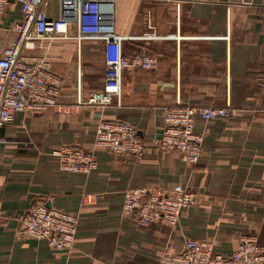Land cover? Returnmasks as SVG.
Wrapping results in <instances>:
<instances>
[{"label":"crops","instance_id":"obj_1","mask_svg":"<svg viewBox=\"0 0 264 264\" xmlns=\"http://www.w3.org/2000/svg\"><path fill=\"white\" fill-rule=\"evenodd\" d=\"M47 11L57 18L58 1ZM113 11L126 55L159 58L155 69H125L120 104L103 109L106 118L137 127L145 152L136 157L95 146L102 109L86 102L103 88L104 42L55 41L47 58L64 79L59 102L72 112H19L12 123L0 124V139L11 142L0 143V264H157L165 249L182 251L189 239L212 241L226 258L244 236L264 247V0H113ZM22 18L21 3L10 0L0 20V55ZM77 31L73 24L70 32ZM41 52L23 49L27 56ZM179 102L234 110L211 121L196 116L194 131L204 141L194 166L158 142L162 108ZM29 139L37 147L16 144ZM64 144L94 149L97 170L63 171L51 151ZM179 183L197 199L176 227L124 219L126 189ZM85 195L93 196L83 204ZM37 202L80 213L71 249L23 235L22 216Z\"/></svg>","mask_w":264,"mask_h":264},{"label":"built area","instance_id":"obj_2","mask_svg":"<svg viewBox=\"0 0 264 264\" xmlns=\"http://www.w3.org/2000/svg\"><path fill=\"white\" fill-rule=\"evenodd\" d=\"M10 0H0V20ZM21 3L23 18L14 29L16 37L0 55V124L12 123L19 112L34 114L49 108L69 115L72 106L59 102L64 79L53 70L47 58L51 45L58 40L86 39L104 42V84L86 102L98 105L95 146L136 157L143 156L145 145L137 127L126 120L109 119L103 109L117 102L122 95V77L127 68L155 69L159 64L156 55L139 52L127 56L125 37L116 32L113 0H57L58 17L48 15L52 0H15ZM77 26V34L70 28ZM26 46L39 48L38 55H25ZM78 103L82 98L78 96ZM234 110L225 107H193L177 103L162 108L164 126L158 142L164 151H176L189 166L196 165L202 156L204 137L194 131L195 118L206 121L233 115ZM3 145L11 143L0 139ZM20 147L35 148L31 139L17 141ZM51 154L59 159L60 168L68 172L91 174L98 168L94 149L76 144H64L53 148ZM93 195H85L82 203ZM197 194L184 184L171 189L158 187H132L123 192L122 214L126 221L148 227L160 222L170 227L179 224L182 211L195 204ZM2 212L0 211V218ZM80 219L78 211H65L49 207L44 202L32 205L22 216L23 235L36 240H47L55 249H71L75 244ZM157 264H264V247L255 237L244 236L238 248L226 258L214 250L210 240L189 239L182 251L169 248Z\"/></svg>","mask_w":264,"mask_h":264},{"label":"rangeland","instance_id":"obj_3","mask_svg":"<svg viewBox=\"0 0 264 264\" xmlns=\"http://www.w3.org/2000/svg\"><path fill=\"white\" fill-rule=\"evenodd\" d=\"M105 66V65H104ZM104 70H105V68H104Z\"/></svg>","mask_w":264,"mask_h":264},{"label":"trees","instance_id":"obj_4","mask_svg":"<svg viewBox=\"0 0 264 264\" xmlns=\"http://www.w3.org/2000/svg\"><path fill=\"white\" fill-rule=\"evenodd\" d=\"M137 53H139V52H137Z\"/></svg>","mask_w":264,"mask_h":264}]
</instances>
